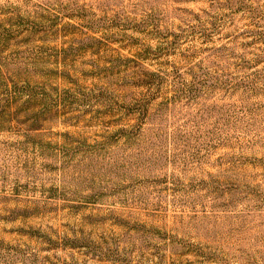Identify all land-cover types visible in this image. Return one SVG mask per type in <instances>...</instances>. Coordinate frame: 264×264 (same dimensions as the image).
<instances>
[{
    "label": "rangeland",
    "instance_id": "rangeland-1",
    "mask_svg": "<svg viewBox=\"0 0 264 264\" xmlns=\"http://www.w3.org/2000/svg\"><path fill=\"white\" fill-rule=\"evenodd\" d=\"M0 264H264V0H0Z\"/></svg>",
    "mask_w": 264,
    "mask_h": 264
}]
</instances>
